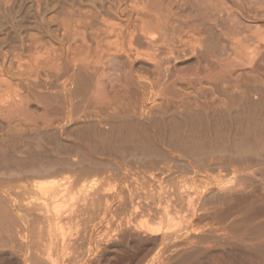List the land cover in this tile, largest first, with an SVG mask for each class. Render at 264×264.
I'll return each mask as SVG.
<instances>
[{
  "label": "rangeland",
  "instance_id": "rangeland-1",
  "mask_svg": "<svg viewBox=\"0 0 264 264\" xmlns=\"http://www.w3.org/2000/svg\"><path fill=\"white\" fill-rule=\"evenodd\" d=\"M161 88L166 89V97L162 96ZM169 96L174 97L171 100ZM262 99L264 0H0V173L3 175L16 177L17 172L56 167L99 176L102 172L113 173L119 177L127 169H144L149 157L177 164V168H183L181 171H191L186 161L181 158L183 163L178 161L164 146H168L166 140H175L174 124L183 131L195 121L202 126L197 112L206 101L226 109L233 123L217 106L218 113L214 112L212 118L220 116L219 121L225 120L224 124L217 122V117L211 119L215 127L210 124L207 132L214 131L213 135L228 132L233 137L229 147L233 152L236 149L256 156L259 144L250 137L243 138L245 122L241 121L246 114L264 111ZM141 101L148 106L145 109L149 110V117L145 114L141 117L140 109L137 113L136 109L143 106ZM183 104L194 106L195 110L200 107L193 112L197 119L191 118L192 113L179 111ZM227 110H236L233 114L238 115H232L233 118ZM23 119L43 123L37 121L35 128L31 125L25 129ZM138 119L144 121L151 134H162L158 135L163 140L161 146H156L158 151L140 137L135 126L140 122ZM44 120L50 125H43ZM248 125L253 132L257 130L256 124ZM217 139L206 148L212 150L204 153L218 156L227 152V142ZM152 149L156 153H146ZM1 202V206H6ZM7 207L0 212L1 222L12 216ZM98 226L100 231H104V226L94 227L101 237L103 231L100 233ZM85 237L82 243L86 245ZM141 245L127 248L130 251L123 248L113 256L146 257L143 252L148 248ZM149 251L144 253L153 252L150 256L154 257L155 252ZM172 256L169 259H177L176 252ZM0 257L4 259L3 255Z\"/></svg>",
  "mask_w": 264,
  "mask_h": 264
},
{
  "label": "bare ground",
  "instance_id": "bare-ground-1",
  "mask_svg": "<svg viewBox=\"0 0 264 264\" xmlns=\"http://www.w3.org/2000/svg\"><path fill=\"white\" fill-rule=\"evenodd\" d=\"M97 84L96 87L99 86ZM161 90L165 92L166 89L161 88ZM164 92L161 94L163 93L162 96L165 94L163 97H166L167 94ZM169 97L172 100L174 96ZM237 101L235 106H238ZM262 102L264 103L263 99ZM197 104L200 105L198 102ZM142 105L141 108L136 109L137 113L141 110V117L143 114L149 117V110H146L148 106L145 107L143 103ZM215 105L213 101L201 103V110L197 112L201 114H196L200 117L202 126L198 125V121V123L194 122L197 118L193 113L200 107L195 110L192 108L194 106L186 107L187 104L181 105L183 108L178 106L181 108L179 111L186 112L187 115L192 113L191 118L195 116L196 119H192L194 124L191 121L193 125L186 131L174 124L171 134L175 140L172 141L171 138L168 139L169 141L166 140L168 146L164 147H168L174 158L178 157L186 161L189 164L187 166H191L189 169L191 171H181V166L177 168V164L174 166L167 160L160 162L157 161L159 159L154 161L147 157L149 161L146 159L148 164L144 163V169H127L126 173L123 176L119 174V177L112 175L113 173L105 175L102 172L99 176L96 173H77L72 172L71 169L67 171L56 167L53 170L37 167L35 169L40 171L17 172L16 177L10 172L11 176L0 173V197L2 202L6 203L4 206H9L12 212V216L8 213L10 218L2 220L3 223L0 220V256L3 255L4 258L0 259V264H264V111L256 115L254 112L249 116L246 114V117L241 118V122H245L243 138L250 137L259 144L257 155L254 156L253 153L254 155L248 156L250 153L246 155L245 152L236 149L233 152V148H229L232 146L230 142L233 137L228 132L226 134L223 131L217 132L215 135H213L214 131L212 134L207 132L211 119L215 120L217 117L212 118L214 112L218 113L215 110L223 109ZM229 106L231 108L230 104ZM232 106L235 107L233 104ZM228 107L227 109H230ZM225 111L226 109L224 115L228 117ZM227 112L232 113L231 116L238 115L228 110ZM239 114L241 115L240 112ZM187 117L190 119L189 116ZM219 118L217 117V122ZM228 118L231 123L232 118ZM23 120L21 124H24L25 129L31 125L35 128L34 123L37 124V121L43 123L37 119L36 122L32 119ZM142 120L138 121L139 124H135L142 140L145 139L155 147L161 146L163 140L160 141L159 136L161 137L162 134H151ZM221 120L219 122H222ZM252 123L257 127L254 132L248 125ZM43 125L50 123L44 120ZM22 128L20 129L23 131ZM134 133L132 131V134ZM216 138H219L218 141L223 139L227 142V152L217 154L218 156L204 153L207 151L206 148L211 146V141L214 142ZM153 149L145 152L150 153L154 151ZM209 150L212 149H208L207 152H210ZM198 151L201 152L198 154ZM163 154L161 155H166ZM6 164L5 166L2 164L1 167H6ZM21 166L24 167V164ZM184 169L186 170L185 167ZM225 176L230 179L227 177L225 180ZM4 206L0 205V212L6 210ZM94 222L95 225L104 226L101 237L96 234L95 225L89 226V223ZM99 227L96 229L99 230ZM85 236L88 239L87 242L85 241L86 245L82 243ZM141 244L148 248L146 251H154V257L150 256L153 252L148 255L146 251L143 254L147 258L150 256L151 259H143L145 256L142 254L140 256L143 257H137L139 259H126L127 257L116 259V256H113L123 248L127 249L135 245L142 247ZM174 252L177 259H169Z\"/></svg>",
  "mask_w": 264,
  "mask_h": 264
}]
</instances>
